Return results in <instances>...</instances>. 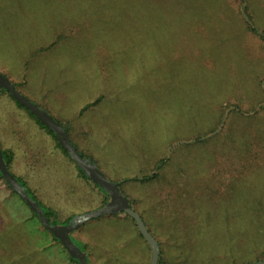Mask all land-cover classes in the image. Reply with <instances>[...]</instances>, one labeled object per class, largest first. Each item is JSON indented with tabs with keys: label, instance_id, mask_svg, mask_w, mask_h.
I'll list each match as a JSON object with an SVG mask.
<instances>
[{
	"label": "rangeland",
	"instance_id": "obj_1",
	"mask_svg": "<svg viewBox=\"0 0 264 264\" xmlns=\"http://www.w3.org/2000/svg\"><path fill=\"white\" fill-rule=\"evenodd\" d=\"M0 72L122 181L167 264L216 245L206 264L252 255L264 228V0H0ZM57 160L49 178L28 174L37 195L63 217L98 209L103 193ZM0 198V264H71L1 180ZM84 224L92 264H150L125 214Z\"/></svg>",
	"mask_w": 264,
	"mask_h": 264
},
{
	"label": "water",
	"instance_id": "obj_2",
	"mask_svg": "<svg viewBox=\"0 0 264 264\" xmlns=\"http://www.w3.org/2000/svg\"><path fill=\"white\" fill-rule=\"evenodd\" d=\"M0 87L8 91L16 101L35 114L37 118L49 128V130L53 131L59 144L69 153L71 159L94 183L98 184L108 194V200L102 207L83 214L75 215L65 224H52L39 201L30 196L27 188L18 181L17 177L8 168V164L0 145V172L2 176L5 178L9 186L27 203L33 212L37 214L43 226L59 239L71 257L78 259L80 264H90L88 252L82 249L74 241L71 233L84 222L100 217L101 215L126 213L135 219L139 231L143 234L152 249L150 264H158L161 251L160 244L155 236L148 230L141 215L132 207L129 198L122 193L119 184L111 180L94 160L84 157L74 145L70 135L63 125L54 119L46 109L42 108L30 97L20 92L10 78L1 72ZM250 264H264V260H259Z\"/></svg>",
	"mask_w": 264,
	"mask_h": 264
},
{
	"label": "crops",
	"instance_id": "obj_3",
	"mask_svg": "<svg viewBox=\"0 0 264 264\" xmlns=\"http://www.w3.org/2000/svg\"><path fill=\"white\" fill-rule=\"evenodd\" d=\"M8 98L11 99L7 94L0 92V145L2 150L12 153L11 170L25 180L29 173L34 172L39 173L41 177L49 178L53 171L52 164L57 163V155L60 156L61 152L55 144H52L51 135L42 129L27 112L25 113L24 109L21 110L17 106L11 107ZM42 143H46L47 146L45 147ZM83 225L85 224L83 223L74 231L73 237L79 240V244L86 246V237H83V231H81ZM51 238V243L58 250L60 248L58 242ZM86 251L92 264V251L89 247ZM67 257V263L69 261L71 264H77L70 260L68 255Z\"/></svg>",
	"mask_w": 264,
	"mask_h": 264
},
{
	"label": "trees",
	"instance_id": "obj_4",
	"mask_svg": "<svg viewBox=\"0 0 264 264\" xmlns=\"http://www.w3.org/2000/svg\"><path fill=\"white\" fill-rule=\"evenodd\" d=\"M247 15H248V21H247V26H248V29L251 31V32H253V33H257V31L254 29V27L251 25V23H250V21H251V16H250V14H248L247 13ZM250 20V21H249ZM15 84V83H14ZM16 85V87L19 89V87H18V85L17 84H15ZM0 92H2V93H5V94H7L11 99H13L17 104H18V106L19 107H21L22 109H24L28 114H29V116L31 117V118H33L36 122H37V124L42 128V129H44V130H46L50 135H51V137L54 139V141H55V145H56V148L57 149H59V151H61V153L64 155V156H66L67 158H69L71 161H73L72 159H71V157H70V155H69V153L59 144V142H58V139H57V137H56V135L54 134V132L53 131H51V130H49V128L41 121V120H39L38 118H37V116L35 115V114H33L30 110H28L25 106H23V105H21L18 101H16L10 94H9V92L8 91H6L5 89H3L2 87H0ZM21 92V91H20ZM33 100V99H32ZM100 100V98H98L95 102H92V103H88V104H86L82 109H81V112H83V111H85V110H87L89 107H91V106H93V105H95L98 101ZM35 103H37L35 100H33ZM39 106H41L39 103H37ZM42 107V106H41ZM42 108H44V107H42ZM45 109V108H44ZM47 110V109H46ZM49 112V111H48ZM51 114V113H50ZM53 116V118L54 119H56L57 121H59L62 125H63V127L66 129V131L68 132V134L70 135V137H71V139H72V141H73V143H74V145L77 147V149H78V151L84 156V157H86V158H88L89 156L88 155H86L85 153H83L81 150H80V148L78 147V145L76 144V142L73 140V138H72V136H71V129L67 126V125H65L60 119H58V118H56L54 115H52ZM3 153H4V156H5V159H6V162H7V164H8V168L11 170V168H10V163H11V160H12V153H9V152H7V151H5V150H3ZM90 158H92V157H90ZM93 159V158H92ZM94 160V159H93ZM96 163H97V161L96 160H94ZM162 160L157 164V167H156V169H160L161 167H162ZM98 164V163H97ZM75 165H76V167H77V169H78V173H79V175H80V177H82L83 179H85V180H87L88 182H92L93 184H94V186L96 187V188H98L102 193H103V198H102V200H101V202H100V204L98 205V207L97 208H100V207H102L103 205H105L106 204V202H107V200H108V194H107V192L104 190V189H102L98 184H96V183H94L85 173H84V171L75 163ZM11 172L17 177V179H18V181L21 183V184H23L26 188H27V190H28V192H29V194H30V196L33 198V199H35V200H38L39 201V203H40V205L43 207V209H44V212H45V214H46V216L49 218V220H50V222L52 223V224H54V223H59V224H65V223H67V222H69L75 215H77L78 213H76V212H70V213H67V214H65V216L63 217V214L62 215H60V212H59V210L57 209V208H55L52 204H47V202H45L43 199H41L38 195H37V193L35 192V190L28 184V182L24 179V178H22V177H19V176H17L12 170H11ZM149 179L150 177H144V178H142V179ZM111 180H113V181H115V182H117L118 184H119V187H120V190L122 191V193L123 194H125L128 198H129V200H130V203H131V205H132V207L135 209V207H134V205H133V200L125 193V191L123 190V184H122V181H119V180H114V179H112V178H110ZM0 180H1V185L2 186H5L10 192H11V194H13V195H15L16 197H18V199L23 203V204H25L26 206H28L27 205V203L9 186V184L6 182V180H5V178L2 176V174H1V172H0ZM127 180V179H126ZM1 199V198H0ZM0 204H3V202L2 201H0ZM29 207V206H28ZM29 209L31 210V213H32V216L33 217H37L38 218V216H37V214L36 213H34L33 212V210L29 207ZM135 210H137V209H135ZM138 211V210H137ZM139 213H140V215H141V217L143 218V220H144V222H145V224H146V226H147V228H148V230L157 238V234L152 230V228L150 227V224H149V222H148V219H147V217H145V215L142 213V212H140V211H138ZM123 214H125V216L127 217V218H129V219H131L132 221H133V223H134V225L136 226V228H137V230H138V234H139V236L141 237V238H143L147 243H148V241L145 239V237L143 236V234L139 231V229H138V227H137V224H136V221H135V219L134 218H132L130 215H128V214H126V213H123ZM108 216H117V215H120V214H107ZM39 219V218H38ZM262 227H264V226H262ZM177 227H175L174 226V229H176ZM257 231V235L255 236V237H257V239L256 240H254V241H251V246H250V248L248 249V250H250L251 251V256H249V257H241L242 258V262H241V264H249V263H252V262H256V261H259V260H263L264 259V228L263 229H261V230H256ZM50 232V231H49ZM173 232V231H172ZM176 232V231H175ZM50 234L52 235V237H53V239L55 240V241H57V242H59V243H61L60 241H59V239H57L51 232H50ZM73 234H74V231L71 233V236H72V238L74 239V241L77 243V244H79L76 240H75V238L73 237ZM149 244V243H148ZM159 244H160V249H161V251H160V257H159V261H158V264H167V261H166V259L164 258L165 256H164V253H165V250H163V247H162V243H161V241H159ZM79 246L82 248V249H84V250H86V248H87V246H83V245H81V244H79ZM221 247H219L218 245H216V246H211V248L210 249H208L206 252V254H201V255H206V256H200L199 255V253H195L194 255H193V257L190 259V261L193 263V264H206L208 261H210V260H214V258L216 257V255L219 253V251H221V249H220ZM64 250L66 251V253H67V255L69 256V258H70V260H72V261H74V262H76L77 264H80V262L78 261V259H76V258H73V257H71L70 255H69V253L67 252V250L64 248ZM256 252H260V255H258V256H255V253ZM89 258V257H88ZM89 262H90V259H89ZM91 264V263H90Z\"/></svg>",
	"mask_w": 264,
	"mask_h": 264
}]
</instances>
